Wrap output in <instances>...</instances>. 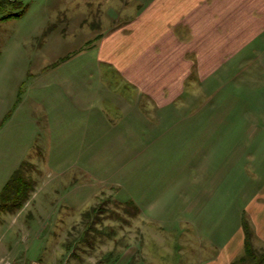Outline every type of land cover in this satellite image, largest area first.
Instances as JSON below:
<instances>
[{
  "label": "rangeland",
  "instance_id": "rangeland-1",
  "mask_svg": "<svg viewBox=\"0 0 264 264\" xmlns=\"http://www.w3.org/2000/svg\"><path fill=\"white\" fill-rule=\"evenodd\" d=\"M147 1L20 0L0 10V194L24 162L34 182L16 214L0 210V248L31 246L26 264H185L167 252L181 242L188 204L209 198L210 177L252 170L250 157L235 166L244 151L231 148L247 136L230 132L238 119L222 122L212 91H198L215 55L191 49L189 71L167 66L181 56L169 45V13L139 23V32L171 48L140 55L146 66L134 65L117 39L100 53L103 37L134 33L129 26ZM182 72L185 91L166 110L130 81L169 83ZM86 95L103 100L102 117H89L87 103L75 107ZM236 191L246 190L236 188L232 201ZM255 247L261 253L264 243Z\"/></svg>",
  "mask_w": 264,
  "mask_h": 264
},
{
  "label": "crops",
  "instance_id": "crops-1",
  "mask_svg": "<svg viewBox=\"0 0 264 264\" xmlns=\"http://www.w3.org/2000/svg\"><path fill=\"white\" fill-rule=\"evenodd\" d=\"M145 5L147 8L138 13L137 23L129 26L134 27V33L119 31L103 37L100 53L105 52V44L110 47L117 39L118 47L125 45L133 53L131 61L134 65L146 66L140 61V55L146 53L158 57L159 53L171 51V48L166 46V42L151 41V35L139 32V23L145 16L162 17L169 13V45L178 48L181 56L178 63L167 66L189 71L190 64L184 55L191 49L197 53L207 48V53L215 55L212 69L200 74L202 77L197 84L201 89L198 91L201 95L206 93L205 90L212 91L215 108L218 105L222 107L217 114L218 119L222 122L228 118L238 119L230 122V132L247 135L238 142V147L231 148L244 151L239 154L235 166H242L243 156L250 157L254 163L249 162L252 168L249 171L241 167V176L234 167L224 180L210 177V186L204 189L209 198L198 195V206L188 204L184 218H181V242L167 254L178 253L185 264H232L244 253L246 223L253 232V244L264 243V0H148ZM187 74L182 72L179 77L178 73L179 78L169 83L158 78L130 81L147 94L148 101L166 110L167 106L180 101L187 82L182 76ZM207 80H210L208 89ZM71 85L76 91L78 82ZM112 102L117 106L115 100ZM78 103L89 104V111L92 110L89 117H94L95 112L106 111L101 99L86 95L75 101V107ZM137 114L140 116L141 111ZM239 183L246 186L243 188ZM236 188L246 191H236L239 199L232 201L229 194H233ZM5 212L14 215V212ZM140 213L144 214V210ZM15 248L10 241L1 246L0 264L10 258L24 264L29 261L26 254L31 246L18 253H15ZM142 259L147 261L145 257ZM37 261L34 260L33 264Z\"/></svg>",
  "mask_w": 264,
  "mask_h": 264
},
{
  "label": "trees",
  "instance_id": "trees-1",
  "mask_svg": "<svg viewBox=\"0 0 264 264\" xmlns=\"http://www.w3.org/2000/svg\"><path fill=\"white\" fill-rule=\"evenodd\" d=\"M20 0H0V10L5 8V5L8 2H19ZM20 15V13H10L6 15L14 16ZM29 162H24L20 168H18L12 177L5 184L1 194V202H0V210L1 211H9V212H17L28 200L30 192L34 188V182L30 175H26L24 171L25 166ZM11 199L8 206L7 200ZM132 205V203H129ZM133 206V205H132ZM134 207V206H133ZM137 211L139 210L137 207H134ZM95 210V207L92 211ZM246 230V241H245V249L244 253L235 259L232 264H264V250L260 253L259 250L255 247L252 242L253 232L250 227L245 224Z\"/></svg>",
  "mask_w": 264,
  "mask_h": 264
},
{
  "label": "built area",
  "instance_id": "built-area-1",
  "mask_svg": "<svg viewBox=\"0 0 264 264\" xmlns=\"http://www.w3.org/2000/svg\"><path fill=\"white\" fill-rule=\"evenodd\" d=\"M3 264H10V261L6 260L3 262Z\"/></svg>",
  "mask_w": 264,
  "mask_h": 264
}]
</instances>
